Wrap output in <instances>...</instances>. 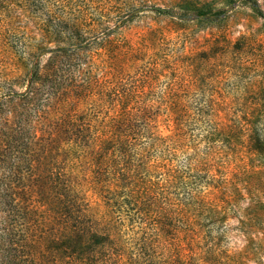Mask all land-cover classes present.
<instances>
[{
  "label": "trees",
  "instance_id": "trees-1",
  "mask_svg": "<svg viewBox=\"0 0 264 264\" xmlns=\"http://www.w3.org/2000/svg\"><path fill=\"white\" fill-rule=\"evenodd\" d=\"M133 1L0 0V8L7 38L17 34L22 42L27 38L59 42L63 45L49 52L73 53L97 34H108L137 15ZM252 9L264 24L260 9L255 4ZM213 15L204 9L195 11L194 17ZM25 22L33 24L38 36H29ZM34 49L44 50L39 45ZM56 55L60 57L45 78L49 227L39 228L35 237L23 204L31 198L28 186L4 185L0 264H241L249 260L242 250L220 248L225 243L226 218L199 191L211 186L228 205L239 195L240 179L230 188L224 175L212 173L217 170L205 152L196 155L193 144L200 121L221 142L235 129L213 120L206 105L137 101L143 89L133 82L148 72L132 74L121 67L125 59H140L136 54H107L109 61L102 64L108 70L100 75L94 62H88L93 66L90 72L73 54ZM38 78L33 63L24 86L26 95L36 93L32 88ZM4 95L17 98L19 93L8 88ZM12 120L18 124V117ZM19 127L10 137L15 147L24 135ZM14 213L24 215L23 224L15 222ZM8 215L11 219L6 220Z\"/></svg>",
  "mask_w": 264,
  "mask_h": 264
},
{
  "label": "rangeland",
  "instance_id": "rangeland-1",
  "mask_svg": "<svg viewBox=\"0 0 264 264\" xmlns=\"http://www.w3.org/2000/svg\"><path fill=\"white\" fill-rule=\"evenodd\" d=\"M253 4L264 16V0H134L131 6L137 8V15L108 34H97L73 53L49 52V48L63 45L59 42L29 38L22 42L17 34L7 38L0 8V194L6 184L28 186L31 198L23 204L35 237L39 228L49 227V93L45 78L49 79V70L60 57L55 54H73L80 59L81 68L90 72L93 66L88 62H94L99 75L108 70L102 64L109 61L107 54H136L140 59H125L121 67L132 74L148 72L133 82L143 89L137 101L206 105L213 120L235 129L221 142L200 121L193 144L196 155L205 152L217 170L212 173L224 175L230 188L240 179L239 195L224 205L213 187H199V191L226 218L225 243L220 248L244 251L249 260L241 264H264V24ZM204 9L215 15L197 21L195 11ZM181 13L185 16L180 18ZM24 25L31 30L29 36H38L31 22ZM35 45L44 50L36 51ZM33 63L40 78L34 82L36 93L31 96L25 94L24 86ZM183 79L188 84L180 81ZM8 88L23 95L6 96ZM17 117L18 124H13ZM19 125L24 135L15 147L10 137ZM4 216L5 212L0 221ZM12 217L23 224L24 215L14 213Z\"/></svg>",
  "mask_w": 264,
  "mask_h": 264
},
{
  "label": "water",
  "instance_id": "water-1",
  "mask_svg": "<svg viewBox=\"0 0 264 264\" xmlns=\"http://www.w3.org/2000/svg\"><path fill=\"white\" fill-rule=\"evenodd\" d=\"M151 8H156V9L158 8V9H161L160 7H157V6H152Z\"/></svg>",
  "mask_w": 264,
  "mask_h": 264
}]
</instances>
